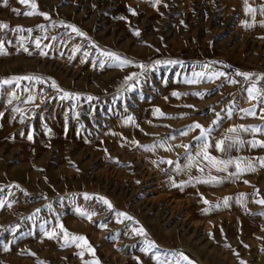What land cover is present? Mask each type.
I'll return each mask as SVG.
<instances>
[{
  "label": "rangeland",
  "instance_id": "rangeland-1",
  "mask_svg": "<svg viewBox=\"0 0 264 264\" xmlns=\"http://www.w3.org/2000/svg\"><path fill=\"white\" fill-rule=\"evenodd\" d=\"M34 2L49 18L0 0V23L9 26L0 28V264H176L181 252L193 264H264V206L256 203L264 147L248 143L264 141V131H243L264 129V104L236 75L256 74L264 88V0H248L254 16L244 0ZM105 51L132 63L119 67ZM200 72L198 83L186 82ZM215 72L225 77L207 79ZM19 76L43 82L2 83ZM64 92L80 98L61 99ZM254 106L256 116L247 115ZM196 123L211 130L210 155L256 171L237 178L228 174L235 165L220 172L202 157L188 168L204 141L200 129L179 133ZM231 138L245 143L228 147ZM210 177L220 182H197ZM141 227L146 236L132 231ZM72 235L86 237L95 255Z\"/></svg>",
  "mask_w": 264,
  "mask_h": 264
},
{
  "label": "snow or ice",
  "instance_id": "snow-or-ice-1",
  "mask_svg": "<svg viewBox=\"0 0 264 264\" xmlns=\"http://www.w3.org/2000/svg\"><path fill=\"white\" fill-rule=\"evenodd\" d=\"M19 2L21 4L30 5V9L31 10L25 12L24 15H27V16L43 15V16H45L46 19L49 18V17H47V14L36 11L37 5L34 2V0H19ZM155 2L159 3V0H155ZM244 2H245V5H246V11L251 13V14H253V16H254V14L256 13L257 9L249 6L248 5V0H244ZM4 3H5V5H7V0H4ZM259 11H260L261 15H264V7H261L259 9ZM135 14L136 13L133 11V15H135ZM8 27L9 26L7 24L0 23V28H8ZM67 27H71L72 31L75 32L77 35H80V36L84 35V33H82L79 29L75 28L74 26L68 25ZM21 30L22 29H17V31H21ZM134 34L136 36H139L140 32L137 30V31H135ZM36 47L37 48L40 47V41H36ZM24 51L27 52L28 49L25 48ZM0 54H7V53L3 52L2 48H0ZM29 55H31V53H29ZM42 55H47V53H43L42 52ZM101 55L106 57V58H108V59H110V60H112V61H114V62H116L117 66H119V67H124L125 65H130L132 63V61H130V60L126 59V58H122L118 54L113 53V52L105 51V52H101ZM157 63H159V62H157ZM166 63H168V64H176L178 62L177 61H167ZM101 66H103V65H101ZM138 66L141 67V68L144 67V65H138ZM205 67H208V66L205 65ZM236 75L237 76H242L246 81H250L251 82V87L246 89L248 97L251 100H256L259 104H264V88H258L257 87V81L253 80V76L256 75V74L237 72ZM194 76H195V78L193 80L186 81V82L187 83H198L201 78L205 77V73H203V72L195 73ZM220 77H225V73H223V72H215V73H212L211 75L207 76V79L211 80L213 78H220ZM133 78L134 77L130 75L126 79L127 80H132ZM23 80H27V81H30V82L31 81H36L38 83H42L43 82L42 78L38 77V76H19V77H13L11 80H4L2 83L3 84H11V83L19 84V82L23 81ZM258 80L264 81V74H260L258 76ZM229 83L235 84V83H237V81L236 80H229ZM52 86L54 88H57V91H61L59 89L58 85L55 84V82H53ZM173 95H176L177 97H179L180 94L179 93H173ZM195 95H199V96H201V98H203V94L202 93H195ZM60 98L61 99H73L74 98V99L78 100L80 97L78 95H76L74 97L72 93L64 92V94ZM28 99H29V102H32V101L35 100V97L34 96H30ZM88 99L91 100L92 97H88ZM9 102L11 103V101H9ZM189 107H191V106H189ZM17 111H19V109H17ZM156 112L159 113L161 116L164 115L159 109H156ZM246 114L255 117L256 116V108H255V106L252 109L246 110ZM217 116H219L218 113H217ZM260 118L264 119V108L261 109ZM193 129H200V136L196 137V139L203 140L204 143L201 145V151L200 152L196 153L195 156H191V155L188 156V159H189L188 168H191L193 166V161H195V160L199 159L200 157H202L204 160H206L208 162L209 165H211L212 167L216 168V170L220 171V172H228L229 165H235L236 172L235 173H228V174L230 176L235 175L237 178H239V175L244 173V172H255L256 171L255 166L252 163H250V162L246 163L245 166L242 167L240 161H233L231 159H229V160H221V159H218V158L210 155L209 152L207 151V149L210 147V145L208 143V135H209L211 130L210 129L209 130H205L203 128V126L200 125L199 123H196V124L192 125L186 131H181L179 133V135L186 136V135H188V132L192 131ZM230 131L235 132L236 129L233 128V129H230ZM243 131L261 132V131H264V129H258V128L247 129V128H244ZM29 139H31V136L29 137ZM228 139H229L228 137H225V139H222V140L218 141L216 143V145H215L216 149L219 150L220 152H225L226 151V149H225V140H228ZM244 143H245V141H242V140H240L238 138H231L228 147H232V146L237 145V144L242 146ZM248 143H251L252 147H256L257 144H259L260 147H264V141L248 142ZM161 146H163V145H161ZM183 147L187 150V148L189 146L188 145H183ZM145 150L146 151H151L152 148H146ZM167 150L171 151V148H169ZM161 162L162 163H168L169 165H172L174 163L173 161H170V160L169 161H161ZM259 163L261 164V166H264V160H260ZM176 168H177V170H180L179 164L176 165ZM203 170H204L203 168L200 169L201 172H203ZM212 181H215L216 183L220 182L216 177H210L209 180L197 179L198 183H209V182H212ZM244 183L247 184L248 181L245 180ZM99 199L101 201H103V203L105 205H107V207L109 209L113 208V205L111 204V202L108 201L106 198L99 197ZM204 202L208 203L207 200H205ZM227 203H228V199L226 198L225 201H224L225 206H227ZM256 203L264 206V199L257 200ZM8 206L10 207V205H8ZM2 207H3V204L0 203V208H2ZM216 207H219V205H216ZM81 215H84L89 220H91V216L88 215L87 213H81ZM117 216L123 217L124 219H127V220H132L133 219L132 217L128 216L126 213H117ZM118 222H122V221L118 220ZM101 227H106V225H101ZM60 229H61V232L63 233V237L62 238L65 240V242H67L68 237H69L70 234L68 233V231L66 229H64L63 225H60ZM132 231L137 232L140 235H145L146 236V233H145V231H144V229L142 227L140 229H132ZM47 235H48L49 239H55L58 236V233L55 230H53V231L47 233ZM71 239H72V241L82 242V244H77V246L78 247H85L87 249V251L92 253L93 256L95 255V249L92 248V246L88 243V240H87L86 237L79 236V235H72ZM148 248L149 249L155 248L154 243H149ZM145 251H147V249H145ZM33 255H34V253H33ZM79 255L81 256V258H83L84 253L81 252V253H79ZM174 255H177L179 257V259L176 261V264H181V261H186L187 264H193V262L191 260H189V258L186 255H184L182 252L181 253H176ZM157 259H159V257H157ZM41 264H42V262H41ZM92 264H99V261L96 260V261L92 262Z\"/></svg>",
  "mask_w": 264,
  "mask_h": 264
},
{
  "label": "trees",
  "instance_id": "trees-1",
  "mask_svg": "<svg viewBox=\"0 0 264 264\" xmlns=\"http://www.w3.org/2000/svg\"><path fill=\"white\" fill-rule=\"evenodd\" d=\"M223 67H225L228 70H231L229 67H227L224 63H220Z\"/></svg>",
  "mask_w": 264,
  "mask_h": 264
}]
</instances>
